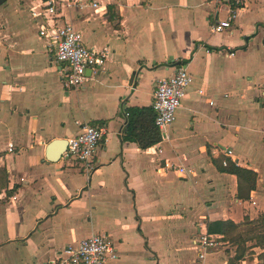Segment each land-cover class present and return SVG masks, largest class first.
<instances>
[{
    "label": "crops",
    "instance_id": "crops-1",
    "mask_svg": "<svg viewBox=\"0 0 264 264\" xmlns=\"http://www.w3.org/2000/svg\"><path fill=\"white\" fill-rule=\"evenodd\" d=\"M77 3L65 15L85 44L106 49L77 90L64 87L30 22L32 0L0 4V264H46L97 233L117 248L111 264H216L198 259L197 222L200 231L217 220L241 227L264 213V53L249 52L251 38L264 42V0ZM232 13L230 27L211 31ZM181 59L192 82L166 137L146 149L122 140L123 109L151 106L154 83ZM90 122L106 135L89 176L75 161L46 159L50 141ZM214 148L256 172L248 199L238 198L234 174L216 169ZM164 159L185 172L161 168Z\"/></svg>",
    "mask_w": 264,
    "mask_h": 264
},
{
    "label": "built area",
    "instance_id": "built-area-1",
    "mask_svg": "<svg viewBox=\"0 0 264 264\" xmlns=\"http://www.w3.org/2000/svg\"><path fill=\"white\" fill-rule=\"evenodd\" d=\"M68 0H32L28 7L29 20L37 28L40 38L46 42L47 52L52 61L60 65L62 81L66 89L77 90L87 79L86 72L97 73L104 64L106 49H95L83 41L82 33L75 28L65 15V10L72 4ZM240 3L242 0H234ZM97 4L94 2L93 6ZM233 13L226 20L217 21L211 28L212 32H221L230 27ZM228 51V52H227ZM233 55L232 50H227ZM192 82V75L185 63H175L169 76L159 78L154 83L152 107L155 111L154 124L166 137V129L176 117V111L186 95ZM200 94L202 89H198ZM106 131L103 125L83 123L80 131L66 138L67 144L61 157L64 160L77 162L84 173L89 176L95 169L94 154L102 147ZM10 144L8 150L11 151ZM213 154H222L231 158L230 149L214 148ZM233 161H235L233 159ZM236 162V161H235ZM161 168L184 173L185 167L163 160ZM200 238L194 239L193 245L198 259L203 260L207 249L216 245L219 236L201 232ZM118 258L114 243L106 234H91L75 245H66L59 253L49 259L46 264H111Z\"/></svg>",
    "mask_w": 264,
    "mask_h": 264
},
{
    "label": "trees",
    "instance_id": "trees-1",
    "mask_svg": "<svg viewBox=\"0 0 264 264\" xmlns=\"http://www.w3.org/2000/svg\"><path fill=\"white\" fill-rule=\"evenodd\" d=\"M111 8V5H108ZM234 9V5L232 4ZM185 63V59L179 61H173L175 63ZM123 114L125 116V124L123 134L121 136L122 140L135 142L139 148L146 149L155 145L161 141V133L159 129L154 124L155 111L151 106H132L123 109ZM98 124L99 123H93ZM211 161L220 172H225L229 174H234L238 181V198L248 199L249 193L255 188L256 185V172L238 165L230 157L218 154L211 155ZM241 182L246 185V192H242ZM7 186V173L4 168L0 167V192ZM264 214H262L263 217ZM238 225L231 221H213L206 224V232L209 234H218L225 236L229 229L237 227ZM258 264H264V251L258 256Z\"/></svg>",
    "mask_w": 264,
    "mask_h": 264
},
{
    "label": "rangeland",
    "instance_id": "rangeland-1",
    "mask_svg": "<svg viewBox=\"0 0 264 264\" xmlns=\"http://www.w3.org/2000/svg\"><path fill=\"white\" fill-rule=\"evenodd\" d=\"M76 4L78 5V3H75L68 8L74 7ZM65 11H67V9ZM26 13L29 17L28 9H26ZM220 13L223 16L225 12L222 10ZM0 22H3L1 14ZM250 44L252 49L249 50V52L259 59V55L264 53V48H262L264 47L262 37H259V35L254 36L251 38ZM238 55L240 54H237V56ZM262 59L264 60V58ZM244 61H248V59L244 58ZM249 72L250 71L247 73ZM241 187L242 192L245 193L246 185L244 182H241ZM8 208L13 209L14 212L15 206H9ZM262 214L252 221L242 223L241 227L238 225L237 227L229 229L224 237L220 236L217 238L216 245L207 249V255L205 257L215 256L216 259L218 258L215 260L216 264H258V256L264 251V215L262 217ZM200 227L203 226H201L200 222H197L198 229L195 231V234L192 235V239L201 237L200 233L205 230L200 231ZM190 246V252L193 253L194 250H192V243H190ZM255 257L257 260H254Z\"/></svg>",
    "mask_w": 264,
    "mask_h": 264
},
{
    "label": "water",
    "instance_id": "water-1",
    "mask_svg": "<svg viewBox=\"0 0 264 264\" xmlns=\"http://www.w3.org/2000/svg\"><path fill=\"white\" fill-rule=\"evenodd\" d=\"M4 0H0V4ZM88 72V71H87ZM67 140L65 138L53 139L46 146L45 156L49 161H56L60 159L62 152L65 150Z\"/></svg>",
    "mask_w": 264,
    "mask_h": 264
}]
</instances>
